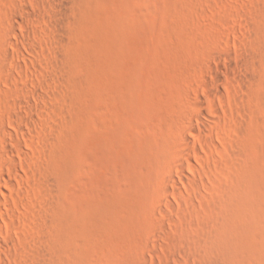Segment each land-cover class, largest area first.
I'll list each match as a JSON object with an SVG mask.
<instances>
[{"label": "rangeland", "instance_id": "1", "mask_svg": "<svg viewBox=\"0 0 264 264\" xmlns=\"http://www.w3.org/2000/svg\"><path fill=\"white\" fill-rule=\"evenodd\" d=\"M35 1L0 0V264H264V0H74L59 42Z\"/></svg>", "mask_w": 264, "mask_h": 264}, {"label": "bare ground", "instance_id": "2", "mask_svg": "<svg viewBox=\"0 0 264 264\" xmlns=\"http://www.w3.org/2000/svg\"><path fill=\"white\" fill-rule=\"evenodd\" d=\"M73 1L74 0H61V1H58V0H51V1L46 0V1H43L42 3L41 2H38V1L33 2V3L36 4V6L38 8L40 7V8L45 9V10H49V11H51V10L54 11L55 10L56 11V15H53V17H49V19L48 18L47 19L44 18L45 19V22L49 25L48 31L50 33H53L51 35L54 36V38H53L54 41H58L59 42L62 39V35H61L59 29H60V26L64 23L65 15H66V13L69 10V5ZM26 14H27L28 17H31L32 16L31 19H34L33 18L34 14L33 15L31 13L28 14L27 12H26ZM28 17L26 19H28ZM11 22L14 23V24H20V23L22 24V22H20L15 16L11 17ZM12 34L15 35V36L17 35V33L15 32V29L14 28H12ZM34 52L35 51L33 49V53ZM16 54L18 56H20V57H23V55L18 50H16ZM33 55L36 56L37 54L34 53ZM44 77H45V75H44ZM215 82L216 83H219V77L218 76H215ZM211 96L214 97V95L210 94V97ZM217 96H219V95H217ZM214 98H216V97H214ZM212 100L213 99L211 97V101L210 102H213L214 101V100L213 101ZM195 108L197 109V115H195L194 117H192L190 119V123L192 121H196L197 123H199L200 125H199L198 129L196 128L197 129L196 130L197 131L196 133H198V134L200 133L202 135L203 134L205 135V132L210 131V129L212 128V126L218 125V122H217L216 118H211L212 116H209L208 115L206 103L199 96H196L195 97ZM40 109H41V107L40 106L37 107V105L36 106L34 105L33 107L32 106L30 107V111L31 110L32 111L34 110L35 112L36 111H41L42 109L41 110ZM25 122L31 127V130H34L35 133L38 134V132L36 130V123L30 117H27L25 119ZM34 131H33V133H34ZM197 137H198V139H202L201 138L202 136L200 137V136L197 135ZM43 139L44 140L46 139L45 136L42 138V140ZM45 142H47V140ZM191 145L193 147L194 144L191 143L189 140L188 141L185 140L184 143H183V147H184L185 150L189 149V147ZM195 145H194V147H196ZM31 147L35 151H37L35 147H33V146H31ZM194 147H193V149H194ZM5 155L7 157L9 155V151L5 150ZM14 174L18 176L17 171H14ZM5 248H6L5 246L4 247L3 246H0V249L1 250H4Z\"/></svg>", "mask_w": 264, "mask_h": 264}]
</instances>
